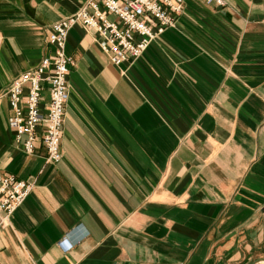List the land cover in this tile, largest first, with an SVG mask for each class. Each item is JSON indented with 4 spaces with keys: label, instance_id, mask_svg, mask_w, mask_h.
<instances>
[{
    "label": "crops",
    "instance_id": "obj_1",
    "mask_svg": "<svg viewBox=\"0 0 264 264\" xmlns=\"http://www.w3.org/2000/svg\"><path fill=\"white\" fill-rule=\"evenodd\" d=\"M86 1L0 0V169L32 185L0 264H264V0H184L120 65L75 25L63 157L48 163L16 140L6 92Z\"/></svg>",
    "mask_w": 264,
    "mask_h": 264
},
{
    "label": "built area",
    "instance_id": "obj_2",
    "mask_svg": "<svg viewBox=\"0 0 264 264\" xmlns=\"http://www.w3.org/2000/svg\"><path fill=\"white\" fill-rule=\"evenodd\" d=\"M204 1L226 6V0ZM183 4L184 0H87L77 12L54 23L48 37L53 54L15 78L6 92L13 113L9 127L25 153L33 155L41 142L48 163H58L63 157L68 76L73 64L66 45L75 25L93 32L100 50L109 55L112 64L120 65L139 58L157 36L172 27ZM31 191L29 182L0 169V228L9 223Z\"/></svg>",
    "mask_w": 264,
    "mask_h": 264
},
{
    "label": "rangeland",
    "instance_id": "obj_3",
    "mask_svg": "<svg viewBox=\"0 0 264 264\" xmlns=\"http://www.w3.org/2000/svg\"><path fill=\"white\" fill-rule=\"evenodd\" d=\"M177 23H178V21H176L175 24H174L172 27H170L169 29L174 28V27L176 26ZM167 30H168V29H167ZM152 42H153V41H152ZM150 45H151V44H150ZM149 47H150V46H149ZM147 50H148V49H147ZM147 50H146V51H147ZM146 51H145V52H146ZM145 52H144V53H145ZM144 53H143V54H144ZM143 54H142V55H143ZM142 55H141L139 58H141ZM139 58H137V59H135V60H133V61H136V60H138ZM0 99H1V96H0Z\"/></svg>",
    "mask_w": 264,
    "mask_h": 264
}]
</instances>
